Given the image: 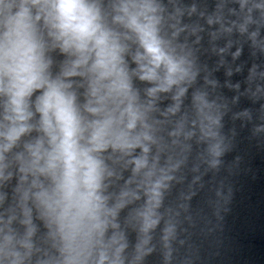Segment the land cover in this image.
<instances>
[{"label": "clouds", "instance_id": "obj_1", "mask_svg": "<svg viewBox=\"0 0 264 264\" xmlns=\"http://www.w3.org/2000/svg\"><path fill=\"white\" fill-rule=\"evenodd\" d=\"M0 264H264V0H0Z\"/></svg>", "mask_w": 264, "mask_h": 264}, {"label": "water", "instance_id": "obj_2", "mask_svg": "<svg viewBox=\"0 0 264 264\" xmlns=\"http://www.w3.org/2000/svg\"><path fill=\"white\" fill-rule=\"evenodd\" d=\"M256 239L258 240V239H259V237L257 236V237H256ZM257 247H259V245H257Z\"/></svg>", "mask_w": 264, "mask_h": 264}]
</instances>
